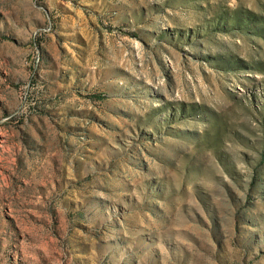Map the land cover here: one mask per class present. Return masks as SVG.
Returning a JSON list of instances; mask_svg holds the SVG:
<instances>
[{
  "label": "rangeland",
  "instance_id": "rangeland-1",
  "mask_svg": "<svg viewBox=\"0 0 264 264\" xmlns=\"http://www.w3.org/2000/svg\"><path fill=\"white\" fill-rule=\"evenodd\" d=\"M0 264H264V0H0Z\"/></svg>",
  "mask_w": 264,
  "mask_h": 264
}]
</instances>
